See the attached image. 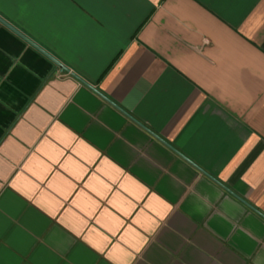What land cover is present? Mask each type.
<instances>
[{
    "label": "crops",
    "instance_id": "crops-1",
    "mask_svg": "<svg viewBox=\"0 0 264 264\" xmlns=\"http://www.w3.org/2000/svg\"><path fill=\"white\" fill-rule=\"evenodd\" d=\"M0 16V264H264V0Z\"/></svg>",
    "mask_w": 264,
    "mask_h": 264
},
{
    "label": "water",
    "instance_id": "water-1",
    "mask_svg": "<svg viewBox=\"0 0 264 264\" xmlns=\"http://www.w3.org/2000/svg\"><path fill=\"white\" fill-rule=\"evenodd\" d=\"M0 21L7 25L8 27H10L13 31H15L17 34H19L20 36H22L24 39H26L29 43H31L33 46H35L36 48H38L39 50H41L42 52H44L47 56H49L51 59H53L55 61V63H57L59 66H61L62 70L65 71H70L69 68H67L66 66H64L60 61H58L57 59H55L53 56H51L49 53H47L46 51H44L39 45H37L35 42H33L32 40H30L29 38H27L26 36H24V34H22L17 28H15L14 26H12L10 23H8L5 19H3L0 16ZM75 77L79 78L81 81H83L84 83H86L87 85H90L89 83H87L85 80H83L82 78H80L77 74L72 73ZM91 86V85H90ZM114 103V102H113ZM115 104V103H114ZM116 105V104H115ZM143 127L146 128V126L143 125ZM148 129V128H147ZM157 138L161 139L162 141H164L167 145H169L170 147H172L168 142H166L163 138H161L159 135L153 133ZM173 148V147H172ZM177 153H179L181 156L185 157L188 161H190L191 163H193L189 158H187L184 154H182L181 152H179L178 150H176L175 148H173ZM242 199V198H240ZM243 200V199H242ZM245 203H247L245 200H243ZM253 207V206H251Z\"/></svg>",
    "mask_w": 264,
    "mask_h": 264
}]
</instances>
